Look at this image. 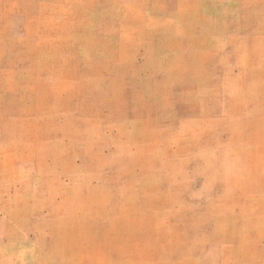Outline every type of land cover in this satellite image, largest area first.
I'll list each match as a JSON object with an SVG mask.
<instances>
[{"label": "rangeland", "instance_id": "1", "mask_svg": "<svg viewBox=\"0 0 264 264\" xmlns=\"http://www.w3.org/2000/svg\"><path fill=\"white\" fill-rule=\"evenodd\" d=\"M0 264H264V0H0Z\"/></svg>", "mask_w": 264, "mask_h": 264}]
</instances>
